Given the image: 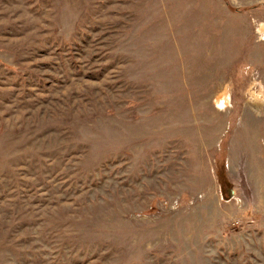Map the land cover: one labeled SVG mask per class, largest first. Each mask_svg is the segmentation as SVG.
<instances>
[{"label":"rangeland","instance_id":"obj_1","mask_svg":"<svg viewBox=\"0 0 264 264\" xmlns=\"http://www.w3.org/2000/svg\"><path fill=\"white\" fill-rule=\"evenodd\" d=\"M0 264H264V0H0Z\"/></svg>","mask_w":264,"mask_h":264}]
</instances>
